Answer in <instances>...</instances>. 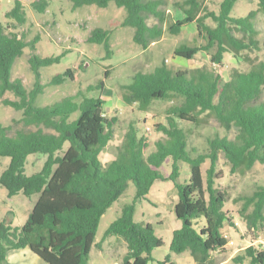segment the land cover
<instances>
[{
  "label": "trees",
  "instance_id": "trees-1",
  "mask_svg": "<svg viewBox=\"0 0 264 264\" xmlns=\"http://www.w3.org/2000/svg\"><path fill=\"white\" fill-rule=\"evenodd\" d=\"M72 8L84 5L106 7L110 2L125 10L122 26L134 29L133 39L145 47L149 38L162 34L158 24L149 25L154 16L165 20L160 9L163 0H70ZM236 0H219L218 10L208 9L204 0H174V7L183 13L168 27L177 34L187 24L195 22L205 39L202 45H182L173 53L192 59L199 50L216 47L212 61L222 64L223 55L246 61L250 68L235 71L224 78L221 73L202 65L196 68L172 69L163 61L150 72L138 71L128 83L127 104L137 103L140 110L152 102L177 97L178 101L165 109L166 123H155L163 137L157 139L145 155L147 134L140 130L137 120L127 125L114 157L103 163L100 155L114 136L116 116L107 117L105 100L99 95L88 96L83 91L69 95L49 105L39 106L36 98L43 92L40 68L56 63L62 54L41 57L32 52L28 58L35 81L27 89L21 78H12L15 60L24 47L36 49L39 36L25 39L16 29L27 22L24 5L13 0L4 16L11 22L0 21V100L19 110L20 116L10 124L0 121V156L10 158L0 174V184L8 196L22 193L37 195L27 220L20 227L6 219L0 222V264H10L8 252L28 248L46 264H88L97 227L104 212L124 194L131 182L133 198L125 203L119 215L109 224L105 236H120L127 252L122 264H148L152 251L162 246L154 224L145 225L134 220L136 203L148 197L156 180H170L178 196L174 206L181 221L172 232L170 251L188 252L197 264H228L225 253L229 240L223 234L225 223L235 226L233 215L224 209L228 192L215 187L220 155L231 163V172L243 174L256 162L264 169V60L251 56L261 47L255 26L258 14H264V0L245 16L233 18L229 13ZM49 0H33L31 7L44 12ZM210 19L213 24L208 23ZM239 33L240 35H237ZM109 29L96 27L89 42L103 43L106 55L112 53ZM264 45V42H263ZM74 70L53 75L48 84L55 85L67 78L74 79ZM109 69L104 72V78ZM104 79L88 85L86 92L104 88ZM10 91L16 98L5 97ZM215 115L225 133L205 135L201 146L193 143L195 129L204 126L203 113ZM77 113V115H76ZM67 143V147L64 145ZM30 154L45 156L41 168L26 174L25 165ZM171 159V172L164 175L159 169ZM179 161L190 166L187 182L177 180ZM209 161L205 172L201 165ZM233 201L242 203L237 214L249 229L259 231L264 223V184L251 193H241ZM203 224L196 226L197 220ZM231 264H264V244L252 243L231 257ZM157 264H177L168 254Z\"/></svg>",
  "mask_w": 264,
  "mask_h": 264
},
{
  "label": "rangeland",
  "instance_id": "rangeland-1",
  "mask_svg": "<svg viewBox=\"0 0 264 264\" xmlns=\"http://www.w3.org/2000/svg\"><path fill=\"white\" fill-rule=\"evenodd\" d=\"M26 11L27 22L19 26L16 31L24 32L26 40H32L39 36L36 49L32 50L30 45L23 49L11 71L12 78H21L29 90L33 87L35 78L30 69L28 58L32 52L41 57L57 56L63 53L60 60L40 68L41 82L45 85L43 92L36 98L39 106L49 105L62 98L75 95L78 91L87 93L88 96H101L105 102V114L107 117L116 116L117 123L114 125V136L105 149L101 152L103 163L109 162L114 157V152L121 143L127 125L132 120L138 121L140 130L147 134L148 146L145 148V155L153 148L155 141L163 137L158 131L155 123H166L165 109L178 101L177 97L171 99L154 101L145 109L140 110L137 103L127 104L124 97L129 95L128 83L131 76L138 72H150L163 61L172 69L196 68L206 66L208 69L221 73L224 78L235 73V71H246L250 65L241 58L234 57L232 53L226 52L223 55L222 64L212 61V54L216 47L208 50H199L192 59L176 56L173 51L182 45H202L205 43L203 34L198 31L195 22L185 24L179 33L171 34L168 31L169 25L183 16V13L174 7V0H163L160 9L164 11L165 20L159 22L154 16H149V25L158 24L162 34L156 38H149L145 47L136 43L133 39L134 29L130 26H122L120 23L125 15L122 7L110 2L106 7L96 5H84L79 8H72L70 0H49V5L44 12H37L31 7L33 0H20ZM208 9L218 10L219 0H204ZM258 0H236L230 10V17L238 18L245 16L250 10L257 8ZM13 6V0H0V21L11 22L4 14ZM208 23L213 22L208 19ZM255 26L259 31L261 47L258 51L251 53V56L264 60V14H258L255 18ZM96 27L109 29L110 44L112 53L106 55L103 43L89 42L88 37ZM237 35H240L237 33ZM68 68L74 70V79L67 78L60 84H48L53 75L61 73ZM109 69V75L104 78V72ZM104 79L105 85L102 90L94 89L86 92L88 85H94ZM5 97L15 99L16 96L7 91ZM264 100V89L262 92ZM20 111L12 106L4 105L0 100V121L10 124L12 118H18ZM77 115V113H76ZM204 118V126L195 129L192 139L193 143L201 146L205 137L216 132L225 133L214 114L206 112L201 115ZM206 135V136H205ZM67 147V143L64 148ZM45 159L42 154H30L27 157L25 172L31 174L38 171ZM10 158L0 156V174L8 165ZM179 174L177 180L180 183L188 181L190 166L187 162L179 161ZM209 165L205 161L201 165L204 173ZM164 175L171 172V159L168 158L159 169ZM217 171L221 177L215 179V187L228 192V201L224 209L229 211L235 221V226L225 223L222 228L223 234L229 240L228 252L225 253V262L231 264V257L252 244H264V223L259 226V231L249 229L237 209L242 203L234 202L233 198L241 193H251L258 186L264 184L263 165L256 162L255 165L243 174L232 173L231 163L222 155L217 160ZM157 182V183H156ZM153 191L149 197L154 204L145 200L136 203L134 220L141 225L147 222L154 224L156 234L163 239L162 246L152 251L153 260L148 264H157L170 254L171 259L178 264H197L192 256L188 254H175L170 251L169 243L174 228L179 227L181 221L176 218L172 211L173 204L178 196L171 181L156 180ZM171 183V184H168ZM159 190L158 193H156ZM165 191V192H164ZM135 192L130 182L128 188L101 216L94 243L88 258V264H122L123 257L127 252L126 243L120 236H105L104 232L109 224L119 215L121 207L132 200ZM160 193V194H159ZM162 195V196H161ZM37 195L26 196L22 193L8 196L7 189L0 184V222L4 219L11 222L12 226L20 227L27 220L28 214ZM162 219L161 223H157ZM203 224V220H197L196 226Z\"/></svg>",
  "mask_w": 264,
  "mask_h": 264
},
{
  "label": "crops",
  "instance_id": "crops-1",
  "mask_svg": "<svg viewBox=\"0 0 264 264\" xmlns=\"http://www.w3.org/2000/svg\"><path fill=\"white\" fill-rule=\"evenodd\" d=\"M170 181V180H167ZM157 183V182H156ZM155 182L152 184L150 191L148 193V197L151 194L150 192L153 191L154 185L156 184ZM171 184V183H168ZM173 184V183H172ZM171 184V185H172ZM174 186V185H173ZM159 190L156 192L158 193ZM165 192V191H164ZM160 194V193H159ZM162 196V195H161ZM150 198V197H149ZM151 199V198H150ZM36 200V199H35ZM35 202V201H34ZM177 202V201H176ZM176 202L173 204L172 211H174V206ZM34 204V203H33ZM33 206V205H32ZM162 219H160L157 223H161ZM177 228V227H176ZM175 229V228H174ZM173 229V230H174ZM173 232V231H172ZM171 240V239H170ZM170 244V243H169ZM188 254L187 258L191 256L188 252H184ZM8 261L10 264H46L42 259H40L37 255L32 253L28 248H22L18 250H12L8 252ZM178 264V263H177Z\"/></svg>",
  "mask_w": 264,
  "mask_h": 264
}]
</instances>
